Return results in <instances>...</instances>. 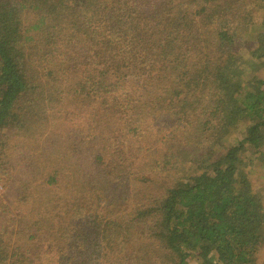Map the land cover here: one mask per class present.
I'll return each mask as SVG.
<instances>
[{"label":"trees","instance_id":"trees-1","mask_svg":"<svg viewBox=\"0 0 264 264\" xmlns=\"http://www.w3.org/2000/svg\"><path fill=\"white\" fill-rule=\"evenodd\" d=\"M254 165L264 0H0V264H264Z\"/></svg>","mask_w":264,"mask_h":264},{"label":"rangeland","instance_id":"rangeland-1","mask_svg":"<svg viewBox=\"0 0 264 264\" xmlns=\"http://www.w3.org/2000/svg\"><path fill=\"white\" fill-rule=\"evenodd\" d=\"M250 62L252 61V59L249 60ZM257 165H256V168H255V165H254V171L256 172L254 175H255V178H259L257 181H259L257 183V186L259 187V192L264 195V167L263 165H259L260 167V171H256L257 170ZM5 190L0 186V193L1 194H4Z\"/></svg>","mask_w":264,"mask_h":264}]
</instances>
